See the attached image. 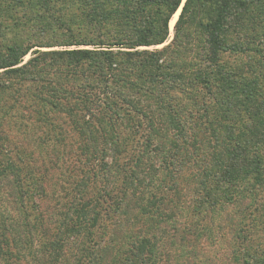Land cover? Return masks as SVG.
<instances>
[{
  "label": "trees",
  "instance_id": "16d2710c",
  "mask_svg": "<svg viewBox=\"0 0 264 264\" xmlns=\"http://www.w3.org/2000/svg\"><path fill=\"white\" fill-rule=\"evenodd\" d=\"M263 43L264 0H0V184L21 221L0 215V264H36L35 236L39 264H150L183 198L198 224L233 210L234 263L264 264V70L222 61ZM27 132L41 167L9 143Z\"/></svg>",
  "mask_w": 264,
  "mask_h": 264
},
{
  "label": "rangeland",
  "instance_id": "374dc122",
  "mask_svg": "<svg viewBox=\"0 0 264 264\" xmlns=\"http://www.w3.org/2000/svg\"><path fill=\"white\" fill-rule=\"evenodd\" d=\"M180 13V10H178L174 16L172 17L170 21V40L173 36V26L178 18V15ZM26 31L25 28H18L17 35L24 37ZM263 31V27H257L253 35H250V38L258 37L260 40H263L261 37ZM35 34V33H33ZM8 36V35H7ZM28 33L25 35V38H27ZM43 36V34H42ZM37 36L41 37L39 38L38 42H49L51 40V36L45 35V36ZM24 40V38H22ZM264 45V43H263ZM163 46L155 47V48H162ZM263 47V46H262ZM37 49V48H34ZM33 49V50H34ZM59 48H40L41 51H50V50H58ZM264 54V53H263ZM30 58V53L25 57L24 61H27ZM257 60L262 63L261 71L264 70V57H260L258 54L254 52H249L248 54H225L222 56V61L233 66V65H247L246 63L249 61L250 64L253 65V67H256ZM247 69V67H246ZM35 134L27 132L26 134L20 135L18 133L16 137H10L9 143H15L22 151V153L19 155L21 160H24L26 157H33L35 159L29 160L30 162L27 163V160L23 161L22 163L24 165L30 166V167H41L40 163L38 162L39 154H34L33 156L30 155V151L36 150V142L35 141ZM26 137V138H25ZM24 139H26V143L24 144ZM142 141L141 139H139ZM12 145L5 144L3 146L4 152L8 153L11 151L13 161H18L17 154L14 153V150L12 148ZM35 153V152H33ZM111 161V160H110ZM109 161V162H110ZM20 163V161H18ZM47 176V173L45 174ZM1 183V182H0ZM158 184V183H157ZM165 185V184H164ZM155 190V189H154ZM162 187H158V189L155 191L154 194L162 195ZM17 195L13 191V186L9 182V180L4 181L2 184H0V215L1 216H8L6 214H9L13 221H8L7 218L3 217V220H7V227L10 229L11 224L17 222L21 223L17 216V211L19 209V201L17 200ZM136 199V197H135ZM176 199V198H175ZM148 201V195H145V199L143 201L147 203ZM175 203V204H173ZM171 205H169V208L166 210V213L171 215H176L175 218L169 219L164 225L159 226L157 230H161V237L158 239L160 240L158 243V249L163 253V258H157L155 262H152L150 264H235L234 263V252H235V239L232 233V230H234L233 225L236 224L235 218H233L231 215H227L228 212H233V210H229L227 212L219 211L216 214H213L209 221L201 222L198 224V218L193 215L191 212H188L187 210H184L183 208L186 206H189L191 211L195 206H198L195 202H191L189 198L181 199L179 200V203L177 200H175ZM134 204V203H133ZM180 204V205H179ZM46 204H41V209L45 208ZM134 206L137 207L136 204ZM179 206V207H178ZM30 209V204L27 206ZM137 210H135L136 212ZM129 213V212H127ZM68 216H70L68 212ZM230 216V218H229ZM44 217L41 219V223L43 225L45 223H48V220L46 218V215L43 214ZM116 222H121V218H114ZM19 226V225H18ZM13 228H17L16 226ZM20 228V226L18 227ZM140 224L133 223L132 226H130L128 232L125 234L128 236L136 235L137 233H140L143 235V230H140ZM21 230V228H20ZM156 233V230L154 231ZM110 233V229H109ZM114 233V230H113ZM111 234H112V228H111ZM157 234V233H156ZM199 234V237H198ZM260 235L262 236L261 246L264 245V230H260ZM156 236V235H155ZM112 239L116 238V234L111 235ZM154 237V234H153ZM36 240V236L34 237ZM33 240V247L31 251L20 250V255L22 256V259L24 262L30 260V255L34 254L36 252V259L37 263L39 264V260L41 259V252L38 253V242ZM79 241V240H78ZM126 243L129 241L128 238H125ZM153 242V241H152ZM20 249V248H19ZM261 250H264V247H262ZM67 250L64 254H66ZM75 250H72V253H76ZM166 255V256H165ZM200 255V256H198ZM69 256L64 255L63 258H61L60 264H63L64 258ZM26 264H33L32 262H26Z\"/></svg>",
  "mask_w": 264,
  "mask_h": 264
},
{
  "label": "water",
  "instance_id": "95a60500",
  "mask_svg": "<svg viewBox=\"0 0 264 264\" xmlns=\"http://www.w3.org/2000/svg\"><path fill=\"white\" fill-rule=\"evenodd\" d=\"M183 2H184V1H183ZM179 10H181V8H180Z\"/></svg>",
  "mask_w": 264,
  "mask_h": 264
}]
</instances>
